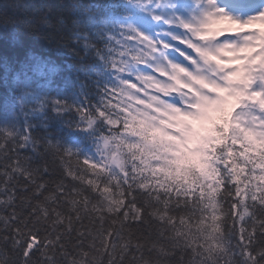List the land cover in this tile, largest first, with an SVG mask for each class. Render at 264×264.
Returning <instances> with one entry per match:
<instances>
[{
    "label": "snow or ice",
    "instance_id": "1",
    "mask_svg": "<svg viewBox=\"0 0 264 264\" xmlns=\"http://www.w3.org/2000/svg\"><path fill=\"white\" fill-rule=\"evenodd\" d=\"M70 15L52 27L83 50L75 77L0 17L24 49L21 111L77 134L5 112L0 264H264V0H74Z\"/></svg>",
    "mask_w": 264,
    "mask_h": 264
},
{
    "label": "trees",
    "instance_id": "2",
    "mask_svg": "<svg viewBox=\"0 0 264 264\" xmlns=\"http://www.w3.org/2000/svg\"><path fill=\"white\" fill-rule=\"evenodd\" d=\"M74 0H0V17H13L19 21L28 22L31 28L21 30L17 38L23 42L24 49H31L37 54L55 61L57 64L69 69L75 77L76 66L80 63L83 50L79 44L67 42L63 46L57 44L54 39L57 34L52 27L58 20L73 19L70 8ZM83 3H91L92 0H82ZM24 49L12 43V35L3 25H0V123H3L5 112L14 113L17 127H23L25 123L32 125L34 133L42 134L45 130L52 137L71 142L76 133L64 124L51 117L55 114L49 112L46 116L34 115L30 110L21 111L18 96L19 91L13 81L19 70V60ZM53 94L57 91L61 95H68L63 81L51 85ZM97 97L90 96V102H95ZM14 105L15 107H12ZM47 123L45 129L42 124Z\"/></svg>",
    "mask_w": 264,
    "mask_h": 264
}]
</instances>
